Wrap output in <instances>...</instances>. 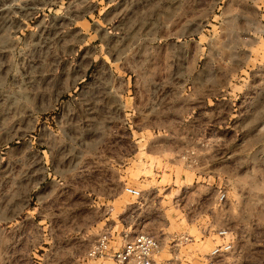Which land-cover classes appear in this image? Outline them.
Listing matches in <instances>:
<instances>
[{
    "label": "rangeland",
    "instance_id": "rangeland-1",
    "mask_svg": "<svg viewBox=\"0 0 264 264\" xmlns=\"http://www.w3.org/2000/svg\"><path fill=\"white\" fill-rule=\"evenodd\" d=\"M0 148L68 187L102 163L103 257L264 264V0H0Z\"/></svg>",
    "mask_w": 264,
    "mask_h": 264
},
{
    "label": "crops",
    "instance_id": "crops-1",
    "mask_svg": "<svg viewBox=\"0 0 264 264\" xmlns=\"http://www.w3.org/2000/svg\"><path fill=\"white\" fill-rule=\"evenodd\" d=\"M139 143L135 137L137 149ZM7 155L16 158L20 169L1 206L0 264H112L111 257L87 256L103 230L105 202L116 201L113 193L105 196L102 163L94 164L89 180H75L68 187L56 183L48 164L45 182L34 181L37 170L25 175L23 149H7ZM25 192L30 201L24 202Z\"/></svg>",
    "mask_w": 264,
    "mask_h": 264
},
{
    "label": "built area",
    "instance_id": "built-area-1",
    "mask_svg": "<svg viewBox=\"0 0 264 264\" xmlns=\"http://www.w3.org/2000/svg\"><path fill=\"white\" fill-rule=\"evenodd\" d=\"M20 163L16 158L8 157L7 149L0 148V211L7 195L15 188L16 175ZM124 192L131 197L141 198L140 189L133 186H124ZM220 235H227V231H219ZM108 234L101 233L95 243L87 251L89 258L103 257L110 249ZM228 241H223L213 248L203 261H194L190 264H216L217 257L230 249ZM160 251V243L153 236L144 232L132 234L124 231L122 242L117 249L112 251L111 257L116 264H156L155 258Z\"/></svg>",
    "mask_w": 264,
    "mask_h": 264
}]
</instances>
